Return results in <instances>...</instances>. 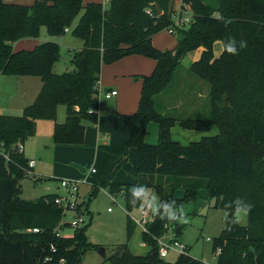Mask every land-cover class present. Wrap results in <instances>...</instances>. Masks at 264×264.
<instances>
[{"label":"trees","instance_id":"trees-1","mask_svg":"<svg viewBox=\"0 0 264 264\" xmlns=\"http://www.w3.org/2000/svg\"><path fill=\"white\" fill-rule=\"evenodd\" d=\"M173 1L111 0L107 5H85L84 0H37L27 5L0 0V73L37 76L43 82L36 101L22 115L0 114V264H82L88 251L100 248L89 239L91 222L75 229L72 236L58 235L64 209L56 202L57 194L35 201L23 198L21 181L28 176L30 159L20 148L34 137L38 120L57 121L61 105L67 108V119L56 122L54 142L84 144L86 129L98 123L102 109L97 94L103 65L131 55L156 63L143 76L137 110L117 113L132 121L127 147L138 151V175L134 183H103L113 195L125 198L129 234L136 225L130 212L140 206L129 204L133 186L145 185L159 200H174L177 207L183 201L176 198L179 189L184 190L185 201L206 189L209 198L216 199V207L229 211L225 229L213 239L214 252L221 249L217 264H264V0H221L219 15L232 19L227 25L204 0H182L192 13V22L183 27L175 23L179 10ZM83 10L74 29L83 48L74 54L73 70L54 71L61 57L57 42L15 49L17 40L38 37L42 26L52 35L65 34ZM170 27L176 29L178 43L162 51L153 38ZM232 38L247 41V48L232 55L223 47L216 56L215 44L224 45ZM200 49L199 58L187 69L192 76L184 85L188 80L198 84L193 75L210 84V112L184 117L177 106H167L162 98L185 57ZM152 122L159 126L156 144L145 140ZM178 122L202 132L217 126L218 133L184 145L172 137ZM237 197L252 205L247 225L230 223L233 209L226 204ZM84 204L88 212L89 202ZM167 222L179 239L184 224L153 215L143 233L151 247L149 255H135L123 243L106 259L111 264H205L190 255L189 248L173 263L160 256L158 238L164 235Z\"/></svg>","mask_w":264,"mask_h":264},{"label":"rangeland","instance_id":"rangeland-1","mask_svg":"<svg viewBox=\"0 0 264 264\" xmlns=\"http://www.w3.org/2000/svg\"><path fill=\"white\" fill-rule=\"evenodd\" d=\"M9 3L33 5L37 0H3ZM175 6L179 11L186 10L185 6L179 4ZM90 2L105 3V0H84V4ZM215 10V15H219L221 8V0H206L204 1ZM105 5V4H104ZM186 15L191 14V10L187 9ZM84 10L74 21L72 27L68 28L63 35L50 34L46 26L40 28L38 37H28L17 40L14 43L16 50L31 49L43 42H57L61 45V57L56 62L54 71L56 73H64L73 70L72 59L74 54L83 48V41L75 36L74 29L78 24ZM178 43V36L174 35L169 28H164L154 36V45L162 51L172 50ZM215 55L220 56L223 51V45L220 41L215 44ZM138 55L132 56L129 60L120 59L114 63L106 64L102 69L103 86L105 88H112L117 90L120 95L111 99L101 98L103 106L121 107L119 112L134 113L137 110L139 98L141 95L143 76L150 72L151 59ZM137 59V60H134ZM142 59V60H139ZM191 58L188 56L183 60V63H190ZM127 65L128 67H122ZM138 68V69H137ZM129 69H132L129 70ZM186 66L176 72V79L170 85L169 89L163 94L162 101L167 106H177L179 114L184 117L192 116H208L210 112L209 91L210 84L202 79L193 77L198 80V84H194L191 80L187 81L188 77L192 76L188 73ZM150 74V73H149ZM111 77L108 79L107 77ZM115 77L117 82H113ZM121 79L124 81L120 83ZM127 81L128 84L125 82ZM189 83H193V86ZM43 87V82L37 76H14L0 73V114L6 115H22L24 109L33 104L39 96ZM192 88V89H191ZM191 89V90H190ZM181 107V109L179 108ZM100 112L105 113L104 110ZM207 112V113H206ZM67 119V108L61 105L58 109L57 121L53 120H38L37 130L34 137L26 140L25 154L28 158L36 159L38 161L35 175L27 176L21 181V189L23 198L35 201L45 194H58L60 196L69 197L68 191L58 183L54 186V182L46 175V170H55L56 164L62 167H69L75 170L80 175L79 185V199L89 202V209L86 213L85 219L91 222L89 228V239L92 243L105 247L108 257L115 253L118 245L128 243L131 252L139 256H147L151 252L149 244L144 242V229L137 221L141 219L142 211L145 207L141 205L134 208L130 215L136 225L131 234L128 232V210L126 208L125 198L122 195L115 196L110 192L106 183H132L135 182L137 176V155L136 151L129 150L128 158L125 159L123 154L116 151L106 152L103 147L100 153H94L85 163L80 164L86 169L82 172L73 160V156L68 151L69 148H75V145L64 148L59 147L53 140L54 128L57 123H64ZM85 125H90L88 121ZM92 126V125H91ZM91 126L89 128H91ZM218 133V128L215 126L210 132H202L199 130H190L184 128L179 122L172 129V137L175 141L187 145L193 141L201 140L204 136H213ZM159 126L152 122L149 124L146 133V142L156 144L159 141ZM85 143V142H84ZM72 146V147H71ZM75 146V147H74ZM101 146V145H100ZM105 150V151H104ZM134 151V152H133ZM127 152V149L125 153ZM132 167V168H131ZM96 168V172L92 169ZM45 171V172H43ZM56 171V170H55ZM58 172V171H57ZM108 173H111L114 179H103ZM49 174V173H48ZM109 175V174H108ZM61 177V176H59ZM133 179V180H132ZM132 180V181H131ZM148 196H155L157 194L148 191ZM185 192L179 189L176 192V198L182 199V207L188 218L187 223L176 221L184 224V231L179 237V241L185 243L189 248V254L196 259L201 260L205 264H217L218 255L213 249V239L222 234L226 227V220L229 211L216 207V199H210L206 189H201L194 200L185 201ZM159 199V198H158ZM180 206V207H181ZM72 216L68 214L67 218ZM249 223V215L245 216L239 224L247 225ZM164 237H176L172 223L165 224ZM64 236H71L74 234V228H66L63 232ZM173 242V241H172ZM180 255V252L170 250L169 255L165 258L167 262H175ZM103 257L98 250H90L83 258L82 264H111L110 261Z\"/></svg>","mask_w":264,"mask_h":264},{"label":"crops","instance_id":"crops-1","mask_svg":"<svg viewBox=\"0 0 264 264\" xmlns=\"http://www.w3.org/2000/svg\"><path fill=\"white\" fill-rule=\"evenodd\" d=\"M204 1H206V0H204ZM179 4L182 5V0L179 1ZM173 5L174 6L178 5L177 0L173 1ZM153 43H154V38H153ZM200 54H201V49L200 50H196L194 52H191L190 54H188L186 56V57L189 56L191 58L190 63L186 64L184 62L182 65H184L187 68H189L190 65L195 60H197L199 58ZM132 56H135V55L127 56V57H125L123 59L124 60H129V58L132 57ZM138 56H139L138 58H142V57L144 58L145 57V56H142V55H138ZM146 58H148V57H146ZM149 59H151V58H149ZM134 60H137V59H134ZM139 60H142V59H139ZM151 60L153 61V62L150 63L151 69H150V72H146L147 74H149V73H151L153 71V69L155 67V64H156L153 59H151ZM125 66L128 67L127 65H124L122 67H125ZM103 67H102V69H103ZM129 70L132 71V69H129ZM102 74H103V72L101 73V80L99 82L101 89H102V86H103ZM107 78L110 79L111 77L108 76ZM115 79L116 78L113 77L112 81L113 82H117V80H115ZM123 81L124 80L121 79L120 83H122ZM125 82L128 84L127 81H125ZM105 90H112V88H105ZM119 95H120V93L118 92L117 96H115V97H118ZM118 104H119V102L117 103V107L114 108V111H115L114 113L107 112V111H105V113H103V112L99 113L98 123L92 125L91 128L88 127L86 129L85 143L84 144L75 145L76 146V147L74 146L75 148H69L68 149L70 154L73 156V160L72 161H75L76 163H79L77 165H79V167H81L80 169H81L82 172H86V169L84 167H82L80 164L85 163V161L90 158L91 154L94 153V148L95 147H96V153H98V154L100 153V150L103 147V149H105L106 152H108L107 150H109V151H113V150L116 151L117 150L118 152L123 154V157L125 159L128 158L127 154H129V150H133L134 149L136 151L137 163H138V151H137V149L134 148V147H130V148L127 147V143L129 141V138H130L131 132H132V121L129 120V119L123 118V117H121V116H119L117 114V113L129 114L131 112H126V113L119 112L118 109L121 106L120 105L118 106ZM101 105H102V103H101ZM103 107H106V106L102 105V108ZM67 146H64V147H67ZM59 147L64 148L62 145H60ZM126 149H127V152L125 153ZM24 153H25V147H24ZM29 159H31V158H29ZM137 163H136V168H137ZM36 168H37V166L34 168V170H33L34 172H35ZM82 169H85V170H82ZM55 170L47 169L46 171L49 174L46 173V175H45V176H47V178L49 177L54 182V186L55 187L58 186L59 179L68 178V179H76L77 180V179L80 178V175L78 174L77 171L72 170V169H70L67 166L60 168L59 165L56 164ZM43 172H45V171H43ZM108 174L103 179L109 178V179L113 180L114 177L112 176V174L111 173H108ZM137 175H138V170H137ZM59 176H61V177H59ZM135 179H137V176H136ZM135 182H136V180H135ZM103 183H106V182L103 181ZM114 183H116V182H114ZM132 183H134V182H132ZM122 184H124V183H122Z\"/></svg>","mask_w":264,"mask_h":264},{"label":"built area","instance_id":"built-area-1","mask_svg":"<svg viewBox=\"0 0 264 264\" xmlns=\"http://www.w3.org/2000/svg\"><path fill=\"white\" fill-rule=\"evenodd\" d=\"M111 0H105V5L109 4ZM187 10V9H186ZM186 10L181 9L180 11L175 13V23L177 26L183 27L188 26L192 22V13L187 14L185 12ZM151 15L153 14L152 11H148ZM171 32L174 34L176 33V29L174 27L169 28ZM68 28H66V31ZM118 91L117 90H101L100 84L98 85V98L101 101V98L104 97L106 99H111L115 96H117ZM21 150L24 151V146H21ZM38 161L36 159H30L28 163V176L35 175L34 168L37 166ZM92 172H96V169L93 168ZM36 176V175H35ZM57 182V181H56ZM59 184H61L64 189L68 191L69 197L60 196L57 194L56 202L60 207L64 209V216L63 219L60 222V225L57 227V233L58 235H63V231L66 228H80L84 226L87 223V220L85 219L87 210L85 209V200L79 199V180L76 179H68V178H62L58 181ZM71 213L72 216L70 218H67L68 214ZM153 221V214L152 212L145 207L141 214V219L137 221V223L143 227L144 231H148V225ZM68 225L67 227L65 225ZM34 232H39L38 228L33 229ZM64 236V235H63ZM72 236V235H71ZM173 241V242H172ZM158 243L160 245L159 253L162 258H166L169 255L170 250H175L177 252L185 253L188 249V246L180 242L179 239L176 237H168L165 238L164 236H161L158 238ZM217 255L221 253V249L217 250Z\"/></svg>","mask_w":264,"mask_h":264},{"label":"clouds","instance_id":"clouds-1","mask_svg":"<svg viewBox=\"0 0 264 264\" xmlns=\"http://www.w3.org/2000/svg\"><path fill=\"white\" fill-rule=\"evenodd\" d=\"M217 19L224 22L225 25L232 23L231 18H225L218 15ZM224 50L229 54L237 55L239 50L247 48V41H236L234 38L227 40L223 45ZM132 194L129 204L135 207L138 203L142 207H147L154 216L160 219H167L169 221L188 222V218L183 210V207H177L174 200H159L157 197L148 196V189L145 185L133 186L129 189ZM226 207L233 209V215L230 220L231 224H239L241 220L248 215L252 209V205L245 202L242 198L237 197L233 201L226 204Z\"/></svg>","mask_w":264,"mask_h":264},{"label":"water","instance_id":"water-1","mask_svg":"<svg viewBox=\"0 0 264 264\" xmlns=\"http://www.w3.org/2000/svg\"><path fill=\"white\" fill-rule=\"evenodd\" d=\"M158 12L162 13V9H161L160 5H158ZM102 110L107 111V112H111V113L115 112L114 108L109 107V106L103 107ZM77 166L79 167V165H77ZM79 168H81V167H79ZM82 170H85V169H82ZM98 251L103 257H108L107 250L105 247H100L98 249Z\"/></svg>","mask_w":264,"mask_h":264}]
</instances>
